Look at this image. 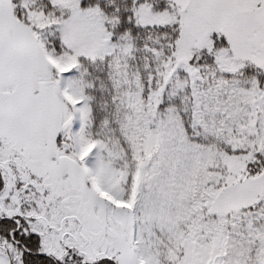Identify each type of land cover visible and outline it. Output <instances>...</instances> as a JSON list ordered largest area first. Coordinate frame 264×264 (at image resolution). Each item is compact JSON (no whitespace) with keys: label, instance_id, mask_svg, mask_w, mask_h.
<instances>
[{"label":"snow or ice","instance_id":"obj_1","mask_svg":"<svg viewBox=\"0 0 264 264\" xmlns=\"http://www.w3.org/2000/svg\"><path fill=\"white\" fill-rule=\"evenodd\" d=\"M0 264H264V0H0Z\"/></svg>","mask_w":264,"mask_h":264}]
</instances>
